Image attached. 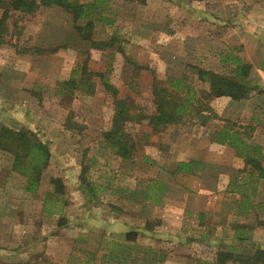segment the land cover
Masks as SVG:
<instances>
[{"label": "rangeland", "instance_id": "1", "mask_svg": "<svg viewBox=\"0 0 264 264\" xmlns=\"http://www.w3.org/2000/svg\"><path fill=\"white\" fill-rule=\"evenodd\" d=\"M108 2L95 12L89 9V16L77 21L80 30L74 15L62 7L8 14L5 43L0 46V129L9 125L32 130L48 142L52 156L37 190L29 192L27 177L13 170V152L0 148V264H95L90 263L95 248L105 255L104 249L114 247L118 254L120 240H98L106 230L97 227L96 218L107 211L125 212L136 225L144 222L163 236H177L161 237V250L154 248L159 256L173 251L167 264L214 259L229 246L211 240L235 233L233 224L246 226L242 232L248 241L240 251L251 250L255 236L264 239L263 232L256 233L263 226L258 221L264 220V205L238 214L243 194L232 190L239 181L231 182V177L251 172L244 158L236 154L235 165L232 161V166L222 165L215 192L205 186L207 175L212 177L215 170L207 172L205 182V174H182L176 168L191 150L199 158L214 157L215 149L207 142L223 126L262 145L264 154V0ZM2 16L0 8V21ZM89 20L94 24L91 29ZM114 36L119 40L112 47L94 44ZM222 54L249 62V78L260 90L239 101L211 99L218 118L205 127L198 126L195 117L158 130L146 119L127 122L125 130L135 143L130 159L106 146L103 133L112 125L115 97L153 112L155 79L167 85L170 78L190 74L187 83L200 89L187 66L232 75L235 65L231 58L223 62ZM75 72L82 83L70 94L60 83ZM91 73L104 74L117 94L105 88L101 75ZM74 124L78 126L69 128ZM82 171L96 186L92 199L81 189ZM56 178L64 186L61 194L55 192ZM255 185V191L250 188L245 194L264 203V179ZM157 198L160 202L153 201ZM141 242L136 248L124 244L121 251L148 254L151 244L157 243L147 237ZM99 260L111 264L109 258Z\"/></svg>", "mask_w": 264, "mask_h": 264}, {"label": "trees", "instance_id": "2", "mask_svg": "<svg viewBox=\"0 0 264 264\" xmlns=\"http://www.w3.org/2000/svg\"><path fill=\"white\" fill-rule=\"evenodd\" d=\"M108 4V0H89L85 3H80L79 0H0V8L3 9V16L0 21V46L5 43L4 29L8 14L11 11L15 10L32 14L42 9L62 7L74 15L73 22L75 27L80 30L82 26H79L77 21L88 17L90 14L89 9H94L93 12H95L98 6H106ZM93 25V21L89 20L87 29L93 28ZM118 40L119 38L114 36L110 40L95 42L94 44L99 47H112ZM222 56L223 62L231 58L232 63L235 65L232 75L194 64L187 66L191 70V74L196 75L200 89L192 83H187L190 74H187L183 78H170L171 83L167 85H159L155 79L152 90L155 108L153 112L146 113L136 107L134 102L115 97L113 103L115 104V113L112 125L103 133L106 146L121 158L130 159L134 153L135 143L130 134L125 130L127 122H141L146 119L154 130H158L170 124H183L188 118L192 119L195 117L197 125L205 127L215 120V118H218V115L209 103L211 99L227 96L235 101H239L251 97L255 92L260 90L249 78L252 70V65L249 62L232 54H228L227 56L222 54ZM83 69H86V65H84ZM90 75H101L105 88L113 92L114 95L117 94V89L112 86L104 74L91 73ZM78 81L75 72L69 80L61 82L60 85L67 87L71 94L75 88L81 85L82 81ZM77 126L78 124H74V126H69V128ZM212 134V142L225 144V146L228 145L234 148L237 155L244 158L246 165L249 166L251 171L243 178H240L238 175L231 177V182L239 181L238 185L236 184V187H238H232V190L243 194L238 214L245 215L253 209L261 208L264 203L255 202L245 192L250 188L255 191V184L264 179L263 146L250 142V137H246L244 133L232 126H223ZM0 148L13 152V170L25 175L27 177L26 190L35 192L40 184L41 174L51 161L52 153L48 142L43 141L37 133L24 126L12 127L3 125L0 129ZM200 166H202V163L199 161H181L176 171L189 173L195 167ZM80 175L81 189L92 199V196L96 194V186H93V184H90L86 180L83 171ZM250 182L254 184L250 185ZM54 184L56 193L61 194L64 192V186L60 178L54 179ZM241 188L244 190L242 191ZM256 218H258V214ZM258 224L264 226V220H259ZM233 228L237 243L227 245L229 246L228 248L218 251L216 257L212 260L199 259L197 264H227L229 262L264 264V246L254 243L251 244V250L247 252L240 251L242 249L240 245H244L248 241V238L242 232L246 226L233 224Z\"/></svg>", "mask_w": 264, "mask_h": 264}, {"label": "crops", "instance_id": "3", "mask_svg": "<svg viewBox=\"0 0 264 264\" xmlns=\"http://www.w3.org/2000/svg\"><path fill=\"white\" fill-rule=\"evenodd\" d=\"M211 69V68H208ZM222 98H226V99H231L230 97L227 96H222V97H216L215 99H222ZM233 100V99H231ZM261 135V134H259ZM263 136V135H262ZM260 137V136H259ZM256 141L259 142V138H256ZM264 139V136L262 138V140ZM206 143V142H205ZM263 143V142H261ZM207 146H210L211 149H215L214 152V157H212L211 159L209 158H199L197 156V152L195 150H191L190 151V155L189 158H187V156H185V158H182L179 162L181 161H188V160H195V161H199L202 163V166L200 167H195L193 169V171L189 172V173H195L194 175L197 174H205L204 180L206 182V175L207 172L210 170H215L214 174L211 175H207V181H209V184L205 185L207 188H212L209 189L207 191L209 192H215L212 190L217 189L218 186V178H219V174L222 173V171H224L222 168V165H228V166H232V163H234V165L237 163V161L235 159H237L236 156V150L232 147H225V144H219V143H215V142H207ZM224 146V147H222ZM221 148H224L221 152ZM193 158V159H191ZM211 161V162H209ZM222 162V163H221ZM179 164V163H178ZM177 164V166H178ZM182 174H187L185 172H181ZM193 175V174H192ZM203 182V180H202ZM226 189V187H225ZM160 198L154 199L153 201H159ZM160 202V201H159ZM122 207L124 208V204H122ZM65 210L67 209V207L65 206L64 208ZM126 214L125 212H121V213H115V212H108L106 213L105 216H99L96 219H98V228H104L106 231L102 232L98 235L99 239L98 240H104L105 241H110L114 243V240H120L123 245L125 244L128 248H136L138 247L140 244H142L141 240L144 237H147L148 239H152L157 243L151 244L150 248V252L148 254L145 253H141V255L137 252V253H127V255L123 254L124 250L121 251V249H125V247H123L122 245L120 248L119 246V252L118 254H114V247L110 250L104 249V253H107L105 255H100L99 251H94V250H98V248H95L91 251V257H90V263L91 261H93V263L95 264H100L102 260H99V256L102 258H109V260L111 261V264H113L115 261V263H119L121 261L122 264H167L168 262H170V260L173 258V251H171L169 253V255L167 253L165 254H161L159 256V254L155 253L156 250H161V242L160 238L161 237H169V238H178L177 236H171V234H167L166 236L162 235V232H160V230H156V229H150L149 227H147V225H145V223H137V225L135 224V222L131 221L130 218L125 217ZM161 226V225H160ZM158 226V227H160ZM157 227V226H156ZM157 227V228H158ZM262 228H259L257 230L256 233H264V227L260 226ZM149 230H153V231H149ZM111 238V239H110ZM205 239V241L209 242V238L204 236L203 237ZM255 239L258 240H253L250 243H256L259 245L264 246V239H262L261 237L256 238ZM261 240V241H260ZM159 242V243H158ZM212 243H218L219 245H230V244H235L237 243V240L235 238V233L233 232L229 237L224 236V237H220V238H215L211 240ZM157 244V245H156ZM155 248V249H154ZM101 252V251H100ZM95 253V254H92ZM158 255V256H157ZM175 255V254H174ZM107 260V259H106ZM67 261H65L64 263H60V264H65ZM92 264V263H91ZM110 264V263H109ZM239 264V263H237Z\"/></svg>", "mask_w": 264, "mask_h": 264}]
</instances>
